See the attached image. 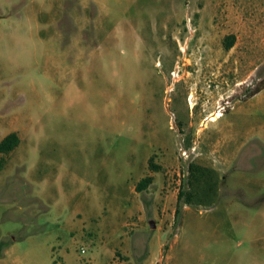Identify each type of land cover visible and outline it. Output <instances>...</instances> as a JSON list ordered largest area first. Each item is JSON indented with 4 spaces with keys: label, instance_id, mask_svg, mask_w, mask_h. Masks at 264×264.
Instances as JSON below:
<instances>
[{
    "label": "rangeland",
    "instance_id": "374dc122",
    "mask_svg": "<svg viewBox=\"0 0 264 264\" xmlns=\"http://www.w3.org/2000/svg\"><path fill=\"white\" fill-rule=\"evenodd\" d=\"M225 6L0 0V140L20 139L0 169V255L264 264V187L249 200L235 180L244 156L256 175L264 162V91L245 102L264 80V19L256 53L228 52ZM189 164L216 173V200L176 216Z\"/></svg>",
    "mask_w": 264,
    "mask_h": 264
},
{
    "label": "crops",
    "instance_id": "0c3cea01",
    "mask_svg": "<svg viewBox=\"0 0 264 264\" xmlns=\"http://www.w3.org/2000/svg\"><path fill=\"white\" fill-rule=\"evenodd\" d=\"M225 1L226 14L223 22L225 23V26L229 28L227 32L228 35L232 34L234 36V43L229 49L226 50L224 47L223 49L228 52H234L235 54L240 53V55L246 53L252 55L253 53H256L259 49V44L257 41L258 23L260 20L264 19V7L260 3H258V0ZM243 38L245 39L244 42L242 41ZM250 65H252V61ZM263 91L264 89L258 92L257 94L249 97L245 102L251 101L254 97H256ZM221 119H223V117L220 118L218 122ZM254 156L255 155L250 153L244 156V159H241V161L239 162L240 170L237 172V175H240V177L235 179L236 182H238V190L240 189L241 191H245L246 194L249 196V200H251V198L253 199L256 197L257 192L253 187H255L256 185L258 187H264V171H261V168H263L264 166V162H259L260 166H258V168L260 169L258 170V175H256L257 171L251 164V162H254L255 160ZM227 174L228 173H226V176H224L225 182L227 179ZM12 247L13 244L9 243L4 248L3 252L0 255V264H35L32 258L28 256L14 257V250Z\"/></svg>",
    "mask_w": 264,
    "mask_h": 264
},
{
    "label": "trees",
    "instance_id": "16d2710c",
    "mask_svg": "<svg viewBox=\"0 0 264 264\" xmlns=\"http://www.w3.org/2000/svg\"><path fill=\"white\" fill-rule=\"evenodd\" d=\"M234 43L233 36L224 38L223 47L227 50ZM264 89V80L260 82L247 97H251ZM20 143V139L16 133H9L0 140V169L4 163V155H8L14 151ZM148 166L153 172L159 171V167L153 164V158L149 159ZM186 188L179 191L177 195V206L175 210L176 216L180 214L182 205H202L211 206L216 200L217 176L216 173L206 167L196 164H189L187 168ZM152 176H145L135 186L137 192H142L152 183Z\"/></svg>",
    "mask_w": 264,
    "mask_h": 264
},
{
    "label": "built area",
    "instance_id": "2783aa9c",
    "mask_svg": "<svg viewBox=\"0 0 264 264\" xmlns=\"http://www.w3.org/2000/svg\"><path fill=\"white\" fill-rule=\"evenodd\" d=\"M188 19V18H187ZM189 21V20H188ZM171 76H172V78L174 79L177 75H176V72H173L172 74H171ZM224 107L225 106H221L220 108H218V112L217 113H219V112H221V110H223L224 109ZM182 155L183 156H186V152L185 151H183L182 152ZM84 251L83 250H81V253H83Z\"/></svg>",
    "mask_w": 264,
    "mask_h": 264
},
{
    "label": "water",
    "instance_id": "95a60500",
    "mask_svg": "<svg viewBox=\"0 0 264 264\" xmlns=\"http://www.w3.org/2000/svg\"><path fill=\"white\" fill-rule=\"evenodd\" d=\"M149 225H150L151 228L154 227V223L152 221L149 222Z\"/></svg>",
    "mask_w": 264,
    "mask_h": 264
}]
</instances>
